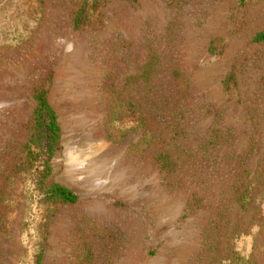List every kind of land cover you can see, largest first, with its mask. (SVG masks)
Masks as SVG:
<instances>
[{"label": "rangeland", "instance_id": "rangeland-1", "mask_svg": "<svg viewBox=\"0 0 264 264\" xmlns=\"http://www.w3.org/2000/svg\"><path fill=\"white\" fill-rule=\"evenodd\" d=\"M98 2L75 30L78 0H0V264L38 243L9 175L37 89L60 130L47 182L77 197L49 216L41 264H264V0ZM109 78L130 102L115 142Z\"/></svg>", "mask_w": 264, "mask_h": 264}, {"label": "trees", "instance_id": "trees-1", "mask_svg": "<svg viewBox=\"0 0 264 264\" xmlns=\"http://www.w3.org/2000/svg\"><path fill=\"white\" fill-rule=\"evenodd\" d=\"M245 2L246 0H238L239 4ZM98 7V0H78V6L71 17L72 28L75 30L80 29L97 12ZM252 40L264 43V29L255 33ZM154 62V59L152 60L150 57L143 65L141 77L144 80L150 76ZM229 78H231L230 75ZM130 79L131 77H127L126 80ZM134 79H136V76H134ZM101 89L103 93L102 103L105 110L103 120L105 127H107L106 138L108 141L115 142L114 134L118 127L124 125V123H116L120 119L118 115L120 113L125 114L126 106H130V102L119 98L125 90L122 87L116 88L112 85L110 78L109 80L105 79ZM32 100L34 107L28 123L29 134L20 147L19 157L10 169L9 175L13 178H22L23 183L26 184L27 192L25 191L24 197L28 206L26 214L29 222L25 224V229L31 231V233H28L29 235L35 233L34 237L38 239V243L34 245L29 263L41 264L49 216L52 215L55 207L74 204L77 197L65 187L47 182L51 171L50 160L60 148V130L56 116L46 100V91L43 89L34 90ZM114 123L118 127H115ZM139 124L136 126H140ZM122 136L123 134H120V138ZM153 163L161 172H169L173 165L167 153L164 152L155 154ZM246 186V184L241 185V187L237 185L235 189L234 200L241 208H244L250 200L245 192ZM35 209L40 212L37 217ZM35 221L37 224L35 228L31 229L30 225Z\"/></svg>", "mask_w": 264, "mask_h": 264}]
</instances>
